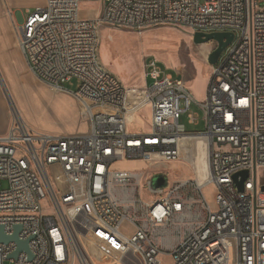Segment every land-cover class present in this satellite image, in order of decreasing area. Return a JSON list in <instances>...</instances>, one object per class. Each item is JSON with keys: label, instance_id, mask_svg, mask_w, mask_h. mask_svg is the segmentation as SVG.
<instances>
[{"label": "built area", "instance_id": "2783aa9c", "mask_svg": "<svg viewBox=\"0 0 264 264\" xmlns=\"http://www.w3.org/2000/svg\"><path fill=\"white\" fill-rule=\"evenodd\" d=\"M90 1V0H88ZM85 17L80 0H44L15 23L16 40L29 71L52 90L65 81L90 122L85 134L53 135L31 130L11 111L8 132L0 136V226L6 235L20 225L25 251L13 258L16 243H0V264H92L79 244L74 223L86 222V236L104 259L126 251L131 262L161 264H264V0H100ZM136 31L174 25L200 31H231L232 42L212 67L204 100L193 98L184 81L154 59L144 61L151 83L135 89L150 106L149 130L126 128L127 102L133 98L100 61L99 28ZM235 32L239 33L235 39ZM135 95V96H136ZM202 121V131L187 133ZM202 139L208 169L154 187V171L115 170L124 158L147 163L190 156ZM189 160V159H188ZM49 166L63 184L54 187ZM247 171L242 190L233 175ZM195 171V169H194ZM5 182V187L2 186ZM214 184V203L204 193ZM48 199L51 213H44ZM125 264L128 263L126 260Z\"/></svg>", "mask_w": 264, "mask_h": 264}, {"label": "rangeland", "instance_id": "374dc122", "mask_svg": "<svg viewBox=\"0 0 264 264\" xmlns=\"http://www.w3.org/2000/svg\"><path fill=\"white\" fill-rule=\"evenodd\" d=\"M32 2H36L35 5L42 3L41 0H0V21L6 25L8 38L10 40L8 57L3 59L0 57V72L3 63L12 66V62L14 61L16 62V66H13L17 67L23 75L38 84L39 89L32 92L28 91L18 103L15 94H13L14 97L11 98L8 94L7 88L0 82V99L5 103L6 114L9 121L11 120L10 112L12 110L18 111L23 121L31 130L37 133L52 134L55 132L50 126V124H53L52 121H61V114L66 112L71 115L72 109L70 107L71 105H63L64 111H59L58 114L55 108L50 107L49 112L52 114L51 116L45 111H42L40 107V103L45 104L48 102L49 98L47 97V94L49 92H47L46 89L49 88L41 83L29 71L19 49L15 34L16 21L20 22L21 16L25 17L27 15V9L30 8L32 10L33 7L29 6ZM101 6L102 3L100 0H80L79 9L82 16L89 17L96 14ZM17 13H19V15H17ZM193 33L194 31H191L189 28L174 25L149 26L136 31L125 27L103 24L99 28L100 61L103 66L117 76L130 95H135L136 87H143L151 83V79L144 76L145 69L143 67L144 61L149 59L156 60L167 70V72L179 76L185 82L188 79H194L197 90L204 91L206 80L211 73L212 67L216 65L214 64L212 66L208 63L207 55L216 47V42L211 40L205 43H194L192 37ZM238 36L239 33L235 32V39L238 38ZM225 52L226 49L222 51L220 56ZM181 63L186 64L182 65ZM172 65L179 73H175ZM79 85L80 83L78 80L71 79L65 81L62 84V87L73 92L78 89ZM42 86L45 88L44 90ZM193 94L194 97L197 98L196 93L194 92ZM192 111L198 112L199 117L201 118L202 112L195 105H192L189 111L179 115V122L184 125L187 133L200 132L203 128L201 123L197 125L188 123V113ZM139 114L142 118L143 127L147 129V110L143 109ZM78 118H80V116H78ZM130 121L131 124L128 127L131 128L138 127L140 123V120L135 117L131 118ZM196 144L198 143L195 140V143H192L189 146V160L184 157V154H182L180 160L163 163L156 162L152 164L144 161L139 162L136 159L124 158L113 162L112 167L115 170L141 171L143 175L151 174L154 171L160 170L164 173H159L154 175V177L166 176L170 183L193 178L195 176V171L190 160H192V157L194 156V148ZM48 171L54 187H57L59 183L63 184L64 180L58 168L49 166ZM256 179L258 184L264 183V167H258L256 169ZM2 186L5 187V182H2ZM203 193L207 201L213 205L215 196L214 184L206 185L203 188ZM47 205L48 199L44 198L42 200L43 211L44 213H51V209L46 207ZM77 225L78 228L81 229L83 236L82 240H84L87 249L89 246L93 247V243L86 236L87 228H89L90 225L86 222L77 223ZM89 251L94 263L101 264L100 262L103 261L102 254L94 253V249L93 251L89 249ZM122 256L123 255L121 254L118 256H112V260L105 264H124V258ZM160 261L161 264H173L169 255H161Z\"/></svg>", "mask_w": 264, "mask_h": 264}, {"label": "crops", "instance_id": "0c3cea01", "mask_svg": "<svg viewBox=\"0 0 264 264\" xmlns=\"http://www.w3.org/2000/svg\"><path fill=\"white\" fill-rule=\"evenodd\" d=\"M41 1H42V3L38 4V5H42L44 3V0H41ZM35 4H36V2H32L31 4H29V6H31V7L38 6ZM17 15H19V13H17ZM94 15L95 14H93V16ZM9 45H10V40L8 38V30L6 28V25L0 21V57H1V59L8 57ZM209 53H208V55H209ZM181 64L185 65L186 63H181ZM13 65L16 66V62L13 61L12 66H10L6 63L2 64V66H1L2 70L1 71L4 73V75H15L17 73H21L20 70H18L17 67H14ZM173 69H174L175 73H179L178 70H176V68H173ZM2 72H0V73H2ZM209 77H210V75H209ZM209 77L206 80V85H207V82L209 80ZM0 82L2 83V85L4 84L3 79H2V74H0ZM31 82L35 86V89L33 91L38 90L39 89L38 84H36L32 80H31ZM184 83H185L186 87L188 88L189 92L191 93V95L193 96V98L195 100H197V101L204 100V98L206 96V85H205L204 91H201V90H197L196 82L194 81V79H188L186 82L184 81ZM46 87H48V86H46ZM42 88H43V90L45 89L43 86H42ZM137 88H139V87H136L135 89H137ZM4 89H5V87H4ZM49 89H46L47 92H49L47 94V97L49 98L48 102H46L45 104L40 103V107H41L42 111H45L47 114L52 116V114H50V112H49L50 107L55 108V110L58 112V114H59V111L60 112L64 111L63 105H67V106L71 105L70 107L72 109L71 115L69 113H66V112H63V114L60 113L62 116L60 118L61 121H54L52 119L53 124H50V126H51L52 130L55 131L52 134L53 135H73V134H85V133H87L89 131V128H90V122H89L88 117L82 113L81 106H80L78 100L66 90L56 91V90H52L51 88H49ZM27 92H28V90H24V93L22 94L21 97L23 98V96ZM194 92L196 93V97L198 99L194 97V94H193ZM13 94H15V96L17 97L18 102H19L20 101L19 96L14 92H13ZM135 95L133 96V98L129 99V101L127 102L128 113H127V117H126V128L130 132H146L149 130L148 122H149V116H150V106L142 96H139V95L135 96ZM199 98H201V99H199ZM143 109L147 110V118H146L147 125H148L147 129H145L143 127L142 118L139 114ZM6 113L7 112H6L5 103L2 99H0V136L5 135L9 130L10 121H9V118H7ZM78 116H80V118H78ZM133 117L140 120V123H139L138 127H136V128L128 127L131 124L130 119ZM199 123L202 124V121H199ZM48 134H51V133H48ZM137 161L140 162L142 160H137ZM195 176L197 177L198 175L195 173ZM75 224L78 228L77 223H75ZM78 231H79V234L82 238L83 236H82L81 229L78 228ZM88 251H89V249H88ZM94 253H96V251ZM100 254H102V253H100ZM121 255H123L122 257L124 258V264H125L126 260H128V263H130V264H141L140 262H131V260L129 259V255L126 254V251L123 252ZM111 260H112V258H110V259H104L103 258V261H101L100 263L105 264L106 262L111 261Z\"/></svg>", "mask_w": 264, "mask_h": 264}, {"label": "water", "instance_id": "95a60500", "mask_svg": "<svg viewBox=\"0 0 264 264\" xmlns=\"http://www.w3.org/2000/svg\"><path fill=\"white\" fill-rule=\"evenodd\" d=\"M194 43H205L208 41H215L216 47L209 53L207 56V61L210 65H214L217 63L222 51L232 42L234 38V33L231 31H213V32H200L196 31L192 35ZM247 171H239L233 175V179L235 180V185L239 191L242 190V182L241 180H237V177L241 178L246 177ZM154 187L161 186L163 184V177H154ZM20 230V225L14 226V233L12 235H6L3 231V227L0 226V243H8L13 241L16 243V250L11 254L13 258H15L20 251H25L28 254V258H32V254L28 248V239L20 240L18 238V231Z\"/></svg>", "mask_w": 264, "mask_h": 264}, {"label": "bare ground", "instance_id": "6f19581e", "mask_svg": "<svg viewBox=\"0 0 264 264\" xmlns=\"http://www.w3.org/2000/svg\"><path fill=\"white\" fill-rule=\"evenodd\" d=\"M172 67H173V65H172ZM2 79L4 82V86L7 88L8 94L11 96V98L14 97V95H13V92H14L19 96V98L21 100V98H22L21 96L24 93V90H28V91L32 92L35 89V86L32 84L31 79L28 78L27 76L23 75L22 73H17L15 75H4V73L2 72ZM14 104H15V102H14ZM196 141L198 144H196V146L194 148V156L192 157V160H190V162L194 166L195 173L198 175L197 178L200 179L203 177L204 173L208 169V161H207V155L208 154H207V149L204 145V141L200 138L196 139ZM202 144H203L204 148L202 147ZM74 229L76 231V235L78 237L81 248L83 249L86 256L88 257L89 262L92 264H95L94 261L92 260L91 256H90V254H89V251L85 245L84 240H82V238L79 234L78 228H77L75 223H74Z\"/></svg>", "mask_w": 264, "mask_h": 264}]
</instances>
